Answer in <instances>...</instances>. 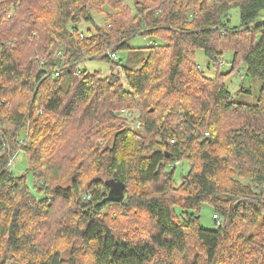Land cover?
I'll use <instances>...</instances> for the list:
<instances>
[{
    "label": "trees",
    "instance_id": "1",
    "mask_svg": "<svg viewBox=\"0 0 264 264\" xmlns=\"http://www.w3.org/2000/svg\"><path fill=\"white\" fill-rule=\"evenodd\" d=\"M104 6L113 21L98 25ZM263 11L264 0H0L3 253L24 264H264ZM138 35L154 42L125 80L82 67L116 65ZM197 50L215 67L233 53L230 73L206 77ZM239 70L261 81L257 103L228 90ZM205 203L216 229L199 225Z\"/></svg>",
    "mask_w": 264,
    "mask_h": 264
},
{
    "label": "rangeland",
    "instance_id": "2",
    "mask_svg": "<svg viewBox=\"0 0 264 264\" xmlns=\"http://www.w3.org/2000/svg\"><path fill=\"white\" fill-rule=\"evenodd\" d=\"M102 12L98 13L93 11V17L95 22H97L98 25H103L108 22L112 23L113 19L109 18V15L114 13V11L108 7L104 6L102 8ZM260 19H264V11L261 13ZM240 24V16H239V10L234 9L232 11V17L230 26H238ZM154 39L152 37L147 36H135L131 38L128 41L129 48H125L122 50H119L117 54V61L115 62L116 65H113L112 63L108 61H87L85 62L82 67L90 72L99 71L101 74V77L103 78H112L114 76H119L125 80V72L124 68L127 69H134L137 70L141 68L143 61L148 58L149 56V50L145 49L144 47L153 44ZM141 49H133V48H140ZM233 53L229 52L226 53L223 60L225 61L222 65L219 67L213 66L210 59H208L203 50H197L196 52V61L199 65L201 71L205 74L208 78H215L218 73L219 74H228L231 71V61H232ZM242 69V68H241ZM226 86L228 90L233 94L236 95L235 101L240 103H246V104H255L257 103L262 89V83L258 79L250 78L245 76L244 70H239L233 73L229 76V78L226 80ZM245 88V91L242 93H239V90L241 88ZM136 117H139V114L136 113ZM224 124L230 123L229 120H224ZM211 130H208L207 138L211 140ZM224 136H229L230 132H221ZM185 164V166H183ZM178 166V172L188 169L187 163H182L177 165ZM15 168L17 169L18 173H26L27 171V161L24 156V154H20L16 157L15 160ZM176 173V184L180 185L182 178L180 177V173ZM28 181L29 184L33 185V176L28 172ZM245 185H250L255 192L259 193L260 189L256 188L253 184H251L249 177H246L241 181ZM251 202L255 203L256 200L251 199ZM179 214H181L180 210H177ZM199 225L201 227H204L205 229H216L217 224L216 220L214 218V211L210 204L205 203L202 206L201 209V217L199 220ZM4 240V239H3ZM7 244L6 241H2L0 243V259L3 260L4 264H24L25 260L22 258L20 254H16L15 257H12V255L8 254L5 255L3 252L6 249Z\"/></svg>",
    "mask_w": 264,
    "mask_h": 264
},
{
    "label": "water",
    "instance_id": "3",
    "mask_svg": "<svg viewBox=\"0 0 264 264\" xmlns=\"http://www.w3.org/2000/svg\"><path fill=\"white\" fill-rule=\"evenodd\" d=\"M124 193L121 186H114V189L110 192V198L113 201H123L124 200Z\"/></svg>",
    "mask_w": 264,
    "mask_h": 264
},
{
    "label": "built area",
    "instance_id": "4",
    "mask_svg": "<svg viewBox=\"0 0 264 264\" xmlns=\"http://www.w3.org/2000/svg\"><path fill=\"white\" fill-rule=\"evenodd\" d=\"M108 55L111 56L112 58H115V55H114V54L108 53ZM129 118H130V117H129ZM174 142H175V140H172V141H171V143H174ZM85 196H86L88 199H90V198L92 197L90 194H88V192H86ZM214 218H216L215 220H217V223L220 224L219 217L216 216V217H214Z\"/></svg>",
    "mask_w": 264,
    "mask_h": 264
}]
</instances>
